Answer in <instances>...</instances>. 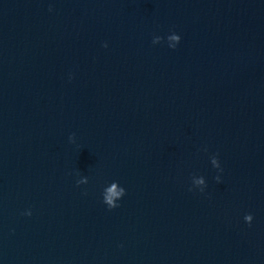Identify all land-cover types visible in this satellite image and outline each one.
Here are the masks:
<instances>
[{"label": "water", "instance_id": "obj_1", "mask_svg": "<svg viewBox=\"0 0 264 264\" xmlns=\"http://www.w3.org/2000/svg\"><path fill=\"white\" fill-rule=\"evenodd\" d=\"M0 264H264V0H0Z\"/></svg>", "mask_w": 264, "mask_h": 264}, {"label": "clouds", "instance_id": "obj_2", "mask_svg": "<svg viewBox=\"0 0 264 264\" xmlns=\"http://www.w3.org/2000/svg\"><path fill=\"white\" fill-rule=\"evenodd\" d=\"M174 38H176V37H174ZM113 194L115 195V194H118V193L113 192ZM108 202H109V206H108L109 208L118 207V205H115V204L112 203L111 197L108 198ZM26 214L27 215H31V211H28ZM246 219L251 220V217H247Z\"/></svg>", "mask_w": 264, "mask_h": 264}]
</instances>
